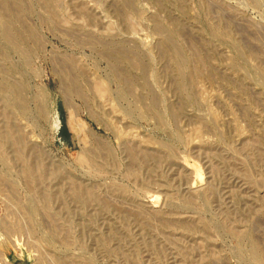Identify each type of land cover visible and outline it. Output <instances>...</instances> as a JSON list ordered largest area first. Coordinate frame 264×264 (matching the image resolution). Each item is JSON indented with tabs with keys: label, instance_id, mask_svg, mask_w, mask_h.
<instances>
[{
	"label": "rangeland",
	"instance_id": "obj_1",
	"mask_svg": "<svg viewBox=\"0 0 264 264\" xmlns=\"http://www.w3.org/2000/svg\"><path fill=\"white\" fill-rule=\"evenodd\" d=\"M0 264H264V0H0Z\"/></svg>",
	"mask_w": 264,
	"mask_h": 264
},
{
	"label": "bare ground",
	"instance_id": "obj_2",
	"mask_svg": "<svg viewBox=\"0 0 264 264\" xmlns=\"http://www.w3.org/2000/svg\"><path fill=\"white\" fill-rule=\"evenodd\" d=\"M79 125H80V124H79ZM7 127H8V125H7ZM7 127H6V128H7ZM4 133H5V138H6V139H9V138H11V137H14L15 140H16L18 143H21V139H20V137L18 136V134H17L15 131H12L11 134H9L8 131H5ZM31 168H34V167L32 166Z\"/></svg>",
	"mask_w": 264,
	"mask_h": 264
}]
</instances>
